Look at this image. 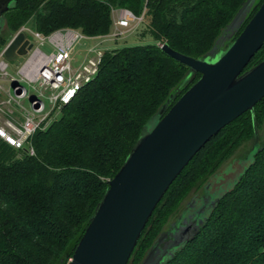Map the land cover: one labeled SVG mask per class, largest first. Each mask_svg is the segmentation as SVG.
<instances>
[{
	"label": "trees",
	"instance_id": "1",
	"mask_svg": "<svg viewBox=\"0 0 264 264\" xmlns=\"http://www.w3.org/2000/svg\"><path fill=\"white\" fill-rule=\"evenodd\" d=\"M247 2L19 0L4 14L7 32L35 17V31L45 37L66 29L95 37L110 33L114 8L126 9L149 19L146 35L155 43L106 51L96 75L61 106V117L28 138L34 154L0 137V264H67L143 127L201 77L157 43L196 59L226 50L264 0H255L230 29ZM263 60L264 46L247 70ZM263 125L264 99L195 155L153 212L128 264H143L180 201L206 184L242 143L255 141ZM166 264H264V140L199 234Z\"/></svg>",
	"mask_w": 264,
	"mask_h": 264
},
{
	"label": "water",
	"instance_id": "2",
	"mask_svg": "<svg viewBox=\"0 0 264 264\" xmlns=\"http://www.w3.org/2000/svg\"><path fill=\"white\" fill-rule=\"evenodd\" d=\"M19 0H0V25ZM248 0L229 27L234 28L252 6ZM264 46V2L226 50L206 57L186 56L167 43L159 45L174 61L201 75L167 111L171 98L143 127L141 135L90 217L67 264H128L153 212L175 179L195 155L222 129L264 99V60L247 70ZM34 44L19 32L5 51L7 59L24 57ZM256 128V126H255ZM255 147L259 133L255 130ZM251 160V162H252ZM251 162L229 184L214 175L205 197H196L177 227L163 233L143 264H166L197 236L220 199L237 183ZM197 206V207H196ZM63 259L59 264H64Z\"/></svg>",
	"mask_w": 264,
	"mask_h": 264
},
{
	"label": "rangeland",
	"instance_id": "3",
	"mask_svg": "<svg viewBox=\"0 0 264 264\" xmlns=\"http://www.w3.org/2000/svg\"><path fill=\"white\" fill-rule=\"evenodd\" d=\"M116 9L120 8L113 10ZM113 10L112 18L116 19L117 13H113ZM35 23L36 19L33 17L18 32H7L5 21L0 25L3 39L0 43V137L7 142L12 138L17 144L21 143L22 147L14 146L16 149L30 150L28 138L37 129H45L61 117V106L64 104L62 99L71 84L69 82V84H57L44 78L40 73L43 68L45 70L42 74H46L47 70L58 73L60 68L67 67L64 76L70 78L73 83H79L81 87L86 83V78H93L96 75V68L106 51L155 43L146 35L149 19L145 16L143 22L133 31L120 28L122 35L114 38L113 24L107 35L88 37L79 30L66 29L49 37L42 34L39 37L35 31ZM21 31L34 44V48L24 57L7 59L5 51ZM64 51L69 53V58L65 62L58 63L57 56ZM262 140H264V125L259 132L258 144ZM254 147L253 139L242 143L215 174V176H223L218 182L231 186L230 180L233 183L238 174L251 162ZM206 184L194 187L180 201L178 207L168 216L161 232L170 234L178 226L189 206L195 203V198L209 195L204 189Z\"/></svg>",
	"mask_w": 264,
	"mask_h": 264
},
{
	"label": "built area",
	"instance_id": "4",
	"mask_svg": "<svg viewBox=\"0 0 264 264\" xmlns=\"http://www.w3.org/2000/svg\"><path fill=\"white\" fill-rule=\"evenodd\" d=\"M113 13H117V18L113 19V25L115 27V32L113 34V38L118 37L119 35H122V32L119 30L120 28L127 29L129 32H131L134 30V28H136L144 20V14L142 16L138 17V16H135L131 11L126 10V9H116V10H113ZM37 35L40 37V34H37ZM68 58H69V53L64 51L63 53L61 52L58 54L56 61L58 63L65 62ZM60 60H62V61H60ZM66 70H67V67H62L59 69L58 73L55 72V75L60 78V79L58 78L60 80L59 83H68L69 82L71 84V86L69 87V89L67 91V94L62 99L64 104L67 103L74 96L76 91L80 88L79 83H73L70 78L67 79L64 76V72ZM96 72H97V68H96ZM91 79L92 78H86L85 82L87 83ZM56 80H57V78H56ZM8 141L13 146L17 145L18 147H22L21 143L17 144V141L12 139V138L8 139ZM30 153L34 154V151L31 149Z\"/></svg>",
	"mask_w": 264,
	"mask_h": 264
},
{
	"label": "bare ground",
	"instance_id": "5",
	"mask_svg": "<svg viewBox=\"0 0 264 264\" xmlns=\"http://www.w3.org/2000/svg\"><path fill=\"white\" fill-rule=\"evenodd\" d=\"M60 61H62V60H60ZM60 63H62V62H60ZM44 70H45V69L43 68V69L40 71L41 75H43L44 78H46V79H48V80H50V81H52V82H56L57 84H59V81H60V80L58 79L59 77L55 75V72H54V71L47 70L46 74H42ZM56 78H57V80H56ZM56 87H57V86H56Z\"/></svg>",
	"mask_w": 264,
	"mask_h": 264
}]
</instances>
